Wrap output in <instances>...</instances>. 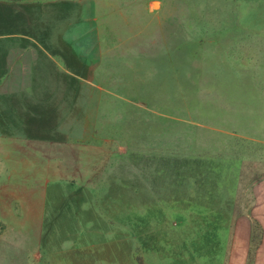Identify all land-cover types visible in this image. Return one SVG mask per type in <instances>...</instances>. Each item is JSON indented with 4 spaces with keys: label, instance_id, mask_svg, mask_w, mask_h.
Returning a JSON list of instances; mask_svg holds the SVG:
<instances>
[{
    "label": "rangeland",
    "instance_id": "rangeland-1",
    "mask_svg": "<svg viewBox=\"0 0 264 264\" xmlns=\"http://www.w3.org/2000/svg\"><path fill=\"white\" fill-rule=\"evenodd\" d=\"M96 2L110 104L90 142L0 141V264H228L264 180V0Z\"/></svg>",
    "mask_w": 264,
    "mask_h": 264
},
{
    "label": "crops",
    "instance_id": "crops-1",
    "mask_svg": "<svg viewBox=\"0 0 264 264\" xmlns=\"http://www.w3.org/2000/svg\"><path fill=\"white\" fill-rule=\"evenodd\" d=\"M99 10L96 0H0V141L23 151L90 142L99 104H110ZM252 195L228 227V264H264V180Z\"/></svg>",
    "mask_w": 264,
    "mask_h": 264
}]
</instances>
